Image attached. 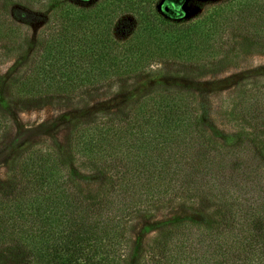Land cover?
Here are the masks:
<instances>
[{"label":"trees","instance_id":"obj_1","mask_svg":"<svg viewBox=\"0 0 264 264\" xmlns=\"http://www.w3.org/2000/svg\"><path fill=\"white\" fill-rule=\"evenodd\" d=\"M182 2L0 0V63L24 43L22 10L46 13L30 61L2 89L0 145L9 109L87 107L129 92L156 63L264 53V0H223L189 21ZM125 15L132 22L119 31ZM141 93L71 121L67 153L30 143L13 152L0 183V264H264V78L227 99L237 134L225 145L203 128L192 95ZM66 158L101 185L79 186ZM173 206L202 208V222L163 227L131 263L133 218Z\"/></svg>","mask_w":264,"mask_h":264},{"label":"rangeland","instance_id":"obj_2","mask_svg":"<svg viewBox=\"0 0 264 264\" xmlns=\"http://www.w3.org/2000/svg\"><path fill=\"white\" fill-rule=\"evenodd\" d=\"M223 0H184L179 5L181 18L194 20L207 8ZM12 7L10 6V8ZM158 9H160L158 5ZM20 17L29 24L22 47L3 57L0 63V98L8 80L23 70L36 50L37 39L42 32L46 13L22 10ZM119 31L128 30L131 17L125 15ZM151 71L128 81L129 92L103 93L92 100L87 107L73 105H47L42 109L23 112L9 109L10 120L7 135L0 145V183L7 180V161L15 150L25 143L38 144L57 152L67 153L69 125L71 121L85 118L100 111H114L130 96L144 93L151 87H166L181 90L192 95L202 118L201 124L207 134L216 142L230 144L237 134L227 117V108L237 86L245 80L264 78V53L238 50L231 53L222 63H207L196 66L191 63H156ZM141 93V94H142ZM76 183L87 191L96 190L102 183L100 175L82 169L66 158ZM202 208L167 207L160 209L151 217H135L131 222L130 241L132 247L131 263L138 259L147 242L165 226L177 223H201Z\"/></svg>","mask_w":264,"mask_h":264},{"label":"water","instance_id":"obj_3","mask_svg":"<svg viewBox=\"0 0 264 264\" xmlns=\"http://www.w3.org/2000/svg\"><path fill=\"white\" fill-rule=\"evenodd\" d=\"M161 6V4L159 5V7Z\"/></svg>","mask_w":264,"mask_h":264}]
</instances>
